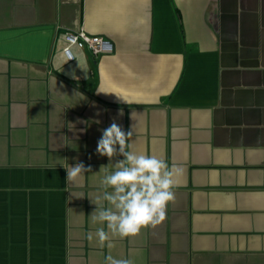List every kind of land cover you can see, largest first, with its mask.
<instances>
[{
	"label": "crops",
	"instance_id": "obj_1",
	"mask_svg": "<svg viewBox=\"0 0 264 264\" xmlns=\"http://www.w3.org/2000/svg\"><path fill=\"white\" fill-rule=\"evenodd\" d=\"M80 30L114 51L69 60ZM114 119L134 124L128 150L180 172L162 224L101 249L85 234L107 231L90 215L123 159L96 153ZM78 161L92 172L68 183ZM109 254L264 264V0H0V264Z\"/></svg>",
	"mask_w": 264,
	"mask_h": 264
},
{
	"label": "clouds",
	"instance_id": "obj_2",
	"mask_svg": "<svg viewBox=\"0 0 264 264\" xmlns=\"http://www.w3.org/2000/svg\"><path fill=\"white\" fill-rule=\"evenodd\" d=\"M135 110L131 113L134 120ZM118 115L123 116L121 109ZM134 133V124L125 131L115 119L107 128L102 130L101 138L97 141L96 153L107 157L111 162L114 157L122 156L113 166L114 171L109 172L106 166H101L100 172L104 175L100 181L105 189L102 194H97L91 203L96 208L90 215L93 224L107 226L99 227L93 233L85 234V238L92 243L94 240L102 249L105 246L115 247V238H128L137 236L143 228L156 227L167 218L169 203L175 201V177L180 169L155 156L138 154L128 150L131 145L128 141ZM67 182L75 183L83 179L85 172H92L91 166H85L83 162H77L74 166H68ZM94 173L93 175H95ZM112 189L111 192L107 189ZM108 207L105 208L104 202ZM105 264H134L132 259L114 258L109 254L105 258Z\"/></svg>",
	"mask_w": 264,
	"mask_h": 264
},
{
	"label": "built area",
	"instance_id": "obj_3",
	"mask_svg": "<svg viewBox=\"0 0 264 264\" xmlns=\"http://www.w3.org/2000/svg\"><path fill=\"white\" fill-rule=\"evenodd\" d=\"M64 53L69 60H74V52L72 47L76 46L80 49H88L94 56L98 57L104 54H110L114 51L113 42L106 37L99 35H91L85 30L68 31L65 34Z\"/></svg>",
	"mask_w": 264,
	"mask_h": 264
}]
</instances>
